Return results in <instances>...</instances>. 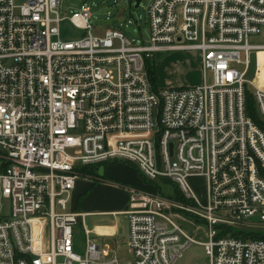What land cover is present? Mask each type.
Returning a JSON list of instances; mask_svg holds the SVG:
<instances>
[{
  "label": "built area",
  "instance_id": "built-area-1",
  "mask_svg": "<svg viewBox=\"0 0 264 264\" xmlns=\"http://www.w3.org/2000/svg\"><path fill=\"white\" fill-rule=\"evenodd\" d=\"M58 5L0 0V197L9 204L0 264H176L190 245L209 264H264V240L254 239L264 233V89L246 79L250 53L264 51L248 43L264 27V0H151L144 36L127 21L132 38L93 37L84 9L67 19L84 36L65 42ZM169 51L197 55L201 85L151 90L144 60ZM248 85L260 126L246 116ZM114 162L169 181L185 202L128 188L120 215L130 263L98 248L86 214L69 204L78 182L92 180L84 168ZM189 178L204 181L203 201ZM179 215L204 225L207 240L184 234Z\"/></svg>",
  "mask_w": 264,
  "mask_h": 264
},
{
  "label": "rangeland",
  "instance_id": "rangeland-1",
  "mask_svg": "<svg viewBox=\"0 0 264 264\" xmlns=\"http://www.w3.org/2000/svg\"><path fill=\"white\" fill-rule=\"evenodd\" d=\"M151 0H142L139 7L135 9L133 0H59V13L62 22L59 24L60 40L73 41L83 37V32L74 28L67 20L71 14L79 13L84 9L90 11V25L92 30L90 34L93 37H102L104 31L115 29L124 33L127 37L132 38L125 33L123 19L126 21H138L139 32L144 36L146 28V20L144 18V9L149 5ZM112 12L111 16L107 17V12ZM257 35L248 38L249 44H264V27ZM137 32V28H136ZM146 34V33H145ZM240 58H243L241 53ZM250 68L246 79L252 81L253 85L264 88V51H254L250 53ZM153 62L155 63V76L157 77L156 87L158 90L172 88H187L197 87L203 82V75L200 70L197 72L194 69L196 61H194L193 54L188 52L169 51L167 53L153 54ZM238 67V69H240ZM206 83L211 84V75L207 72ZM258 80V82H257ZM168 84V85H167ZM168 86V87H167ZM247 88L252 91L248 85ZM156 110L154 109L153 120L155 123ZM156 128H154L155 131ZM111 166L105 168V165L98 166L97 170H93L90 175L92 181L96 182V186L91 190L90 195L80 205L82 212L92 210L94 206H100L107 211H114L121 209L119 206L122 204L124 195L128 188L134 190L144 191L152 195H161L168 199L174 198L179 194L172 183L165 180H157L156 182H148L141 178L134 165L130 163L114 162ZM91 180L79 181L78 185L83 188L84 185L91 184ZM191 190L194 192L199 201H203L205 190L204 181L200 178H189L188 180ZM72 193H70L69 204L72 203ZM175 200L185 204L184 200L174 198ZM8 212V201L0 197V213ZM124 216L117 215H103L100 217H85V229L90 230L92 222L102 220L105 223L117 222L124 230L121 238L112 242L107 240L106 245L116 252L117 260L120 263H130L132 261L131 255L126 251L125 246V230L127 223L124 221ZM172 220L181 228L184 234H188L195 241L202 243L207 240V230L202 224H197L193 220L186 219L183 216H172ZM83 227L78 224L74 227V252L83 256L84 246ZM91 238V235L88 236ZM176 264H209L207 257L204 254L203 248L197 245H190L176 260Z\"/></svg>",
  "mask_w": 264,
  "mask_h": 264
},
{
  "label": "crops",
  "instance_id": "crops-1",
  "mask_svg": "<svg viewBox=\"0 0 264 264\" xmlns=\"http://www.w3.org/2000/svg\"><path fill=\"white\" fill-rule=\"evenodd\" d=\"M116 1L117 0H113V3H116ZM111 15H112V12L108 11L107 17L111 16ZM123 23H124L125 29L130 28V27L126 26L127 21L125 19H123ZM126 34H128V33H126ZM128 35L131 36L130 34H128ZM260 45H264V44H260ZM193 58H194V61H196V64L194 65V69L197 72V70H200V61L198 60V57L195 54H193ZM154 72H155V67H154ZM255 79L256 78L253 77L252 81H255ZM257 82H258V80H257ZM262 89H264V88H262ZM109 166H111V165H105V168H107ZM134 169L136 170V168H134ZM96 170H97V168H96ZM136 173H137V170H136ZM90 182H91V184L84 185L83 188H80L78 184L76 185L75 189L72 191V194H71L72 195L71 209H73L76 212L86 214L85 217H87V216L100 217L103 215H111L114 217V216L120 215L121 212H124L127 209L128 193L126 191V193H125L126 195H124V198L122 200V204H120V206H119L121 209H119V210L107 211V210L102 209L100 206L96 205V206L91 208L92 210H87L85 212H82L80 209L81 203L83 201L84 202L87 201L86 198L90 195L91 190H93L96 186V182H94L92 180ZM87 189H88V191L86 192ZM84 193H85V196H84ZM81 196H82V198H80ZM8 208H9V204H8ZM8 212L7 213L2 212L0 214L1 215H7ZM121 216H123V215H121ZM123 218H124V221L126 222L125 217H123ZM87 231L89 232V235H91V238H90L91 241L94 244H96V246L98 248H101L103 246L108 247L105 243L107 240L115 242V241H117V239L121 238L120 236L124 233V230L119 226V224L117 222L110 224V223H105L102 220H100V221L96 220V221L92 222L91 229L87 230ZM126 235H127V228L125 230V236ZM126 240H127V236L125 238V246H126Z\"/></svg>",
  "mask_w": 264,
  "mask_h": 264
},
{
  "label": "trees",
  "instance_id": "trees-1",
  "mask_svg": "<svg viewBox=\"0 0 264 264\" xmlns=\"http://www.w3.org/2000/svg\"><path fill=\"white\" fill-rule=\"evenodd\" d=\"M144 62H145V73H146V77H148L150 88L153 92H157V90H158L156 87L157 77L155 76V72H154L155 63L153 62V60H150V59H145ZM245 106H246V116L249 117L254 122V124H257L258 126H260L261 122H260L259 116L257 115L256 108H255V102L253 101L252 93H251V90H249V88L246 89V93H245ZM95 169L96 168H84L83 173L93 175L92 171ZM165 181H167V180H165ZM167 182H169V181H167ZM175 189H176V187H175ZM87 191H88V189L86 190V192ZM85 193H84V196H85ZM178 193H179V191H178ZM175 197L177 199L182 200V196L180 195V193L176 194ZM80 198H82V196ZM254 237H255L254 239H257V240H260V239L264 240V233L256 234Z\"/></svg>",
  "mask_w": 264,
  "mask_h": 264
},
{
  "label": "water",
  "instance_id": "water-1",
  "mask_svg": "<svg viewBox=\"0 0 264 264\" xmlns=\"http://www.w3.org/2000/svg\"><path fill=\"white\" fill-rule=\"evenodd\" d=\"M142 0H133L134 2V5H135V9H137L139 7V3L141 2ZM125 32L130 34L132 37L134 36L133 32H132V29L131 28H128V29H125ZM171 147V145H170Z\"/></svg>",
  "mask_w": 264,
  "mask_h": 264
}]
</instances>
